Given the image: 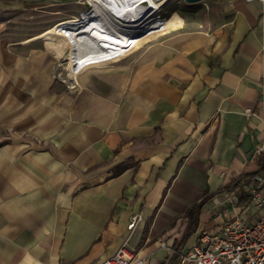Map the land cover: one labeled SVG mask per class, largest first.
Wrapping results in <instances>:
<instances>
[{
  "label": "crops",
  "instance_id": "obj_1",
  "mask_svg": "<svg viewBox=\"0 0 264 264\" xmlns=\"http://www.w3.org/2000/svg\"><path fill=\"white\" fill-rule=\"evenodd\" d=\"M189 26L75 79L56 72L64 40L1 56L0 264H102L127 237L143 264H180L170 249L192 247L200 228L255 216L245 194L224 197L259 169L264 0Z\"/></svg>",
  "mask_w": 264,
  "mask_h": 264
},
{
  "label": "rangeland",
  "instance_id": "obj_2",
  "mask_svg": "<svg viewBox=\"0 0 264 264\" xmlns=\"http://www.w3.org/2000/svg\"><path fill=\"white\" fill-rule=\"evenodd\" d=\"M84 2V0H0V59L8 50L14 54H21L29 48L36 49L31 46H40L41 44L52 51L54 42L64 40L53 31V27L68 18L86 15L90 7ZM233 2L234 0H198L195 2L167 0L156 11L153 10L154 12L148 17L133 25L118 24L99 8V5L97 6L105 26L115 38L117 36L112 33L113 31L135 36L139 34L135 39L139 42L136 41L137 45L122 56L124 58L129 55L139 56L149 47L178 31V29L173 30L169 34L153 33L148 37L158 25L159 16L165 18L172 12H177L192 29L203 28V26L216 24L227 18ZM24 39L32 40L23 44L22 40ZM120 39L129 42L135 41L124 36ZM65 46L68 50L66 55H68L69 44L66 41ZM66 55L62 54L61 58L56 60V72L59 77L62 76L63 69L65 76Z\"/></svg>",
  "mask_w": 264,
  "mask_h": 264
},
{
  "label": "built area",
  "instance_id": "obj_3",
  "mask_svg": "<svg viewBox=\"0 0 264 264\" xmlns=\"http://www.w3.org/2000/svg\"><path fill=\"white\" fill-rule=\"evenodd\" d=\"M249 1V0H247ZM264 153V143L254 151L256 160ZM262 168L251 174L238 190L225 194V199L237 203L239 196L245 194L247 201L243 212L254 208L256 214L250 220H243L237 215L227 216L218 229L200 228L196 243L188 249H170L180 264H264V160ZM141 219L133 215L127 224L132 231ZM130 233V232H129ZM128 238V237H127ZM102 264H143L145 257L126 246V241ZM161 247H165L160 243Z\"/></svg>",
  "mask_w": 264,
  "mask_h": 264
},
{
  "label": "bare ground",
  "instance_id": "obj_4",
  "mask_svg": "<svg viewBox=\"0 0 264 264\" xmlns=\"http://www.w3.org/2000/svg\"><path fill=\"white\" fill-rule=\"evenodd\" d=\"M84 1L90 7L86 15L68 18L53 27V31L69 44L66 75L70 79H75L77 74L90 64L119 59L120 54L129 52L139 42L129 44L116 39L105 26L97 5L118 24L133 25L148 17L167 0ZM158 20V25L148 37L153 33H167L184 24V19L177 12H172L165 18L159 16Z\"/></svg>",
  "mask_w": 264,
  "mask_h": 264
},
{
  "label": "trees",
  "instance_id": "obj_5",
  "mask_svg": "<svg viewBox=\"0 0 264 264\" xmlns=\"http://www.w3.org/2000/svg\"><path fill=\"white\" fill-rule=\"evenodd\" d=\"M263 160H264V153L258 158V165H259L258 171L261 170V168L263 167L262 166ZM127 165L128 164H125V163H121V164L116 165L113 169L111 176H116L117 174L122 172L127 167ZM204 201H205V197L202 198L198 203L194 204L191 208H189L187 211V215L189 217L195 216V213L200 209V207L202 206Z\"/></svg>",
  "mask_w": 264,
  "mask_h": 264
},
{
  "label": "water",
  "instance_id": "obj_6",
  "mask_svg": "<svg viewBox=\"0 0 264 264\" xmlns=\"http://www.w3.org/2000/svg\"><path fill=\"white\" fill-rule=\"evenodd\" d=\"M187 2H195V1H198V0H186ZM154 12V11H153ZM152 13V12H151ZM155 17H157V16H155ZM151 18H153V17H151Z\"/></svg>",
  "mask_w": 264,
  "mask_h": 264
}]
</instances>
